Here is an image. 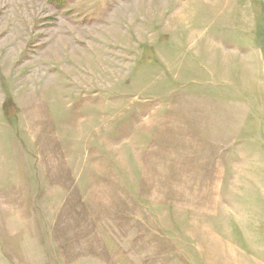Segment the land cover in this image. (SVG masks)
I'll list each match as a JSON object with an SVG mask.
<instances>
[{
  "label": "rangeland",
  "instance_id": "374dc122",
  "mask_svg": "<svg viewBox=\"0 0 264 264\" xmlns=\"http://www.w3.org/2000/svg\"><path fill=\"white\" fill-rule=\"evenodd\" d=\"M0 264H264V0H0Z\"/></svg>",
  "mask_w": 264,
  "mask_h": 264
}]
</instances>
